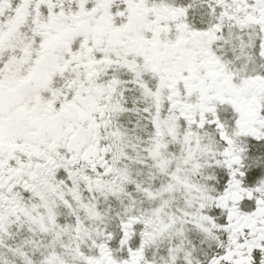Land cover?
<instances>
[{
	"label": "snow or ice",
	"instance_id": "1",
	"mask_svg": "<svg viewBox=\"0 0 264 264\" xmlns=\"http://www.w3.org/2000/svg\"><path fill=\"white\" fill-rule=\"evenodd\" d=\"M0 264H264V0H0Z\"/></svg>",
	"mask_w": 264,
	"mask_h": 264
}]
</instances>
